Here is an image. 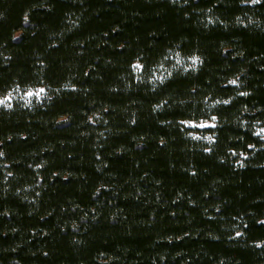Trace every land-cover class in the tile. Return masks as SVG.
Listing matches in <instances>:
<instances>
[{
  "label": "trees",
  "instance_id": "obj_1",
  "mask_svg": "<svg viewBox=\"0 0 264 264\" xmlns=\"http://www.w3.org/2000/svg\"><path fill=\"white\" fill-rule=\"evenodd\" d=\"M7 92L0 264H264V3L0 0Z\"/></svg>",
  "mask_w": 264,
  "mask_h": 264
},
{
  "label": "snow or ice",
  "instance_id": "obj_2",
  "mask_svg": "<svg viewBox=\"0 0 264 264\" xmlns=\"http://www.w3.org/2000/svg\"><path fill=\"white\" fill-rule=\"evenodd\" d=\"M176 0H173V3H175ZM188 0H184V3H187ZM241 3L243 4H252V5H257V4H262L264 3V0H240ZM189 59H191L192 61V67L194 68L196 66V64L200 61V58L198 56L192 55L189 57ZM131 67L137 71H144L145 70V66L139 62L131 65ZM171 75V74H169ZM157 79L160 80L161 83H165L164 78L162 77H157ZM229 84L232 85H236L237 84V79H232L228 82ZM19 86L16 87V89H14V91H19ZM24 95L26 97L29 98H35L38 100H42L43 98H47L46 97V88L45 87H40L38 89H28ZM240 95H247V93L245 92H241ZM30 103V101H29ZM224 104H228L229 101L225 100L223 101ZM0 107H3L4 109H13V103H12V93L11 92H7L4 93L2 95H0ZM217 121V116L212 115L210 117V119L208 120H197V119H193V118H187L184 120H181L180 123L185 125L186 127H190V128H203V129H210V128H216L217 124L215 123ZM188 135L193 136V139H200L201 137L199 136H195L193 135V133L189 132ZM255 135L259 136L260 139L264 140V128H260L259 131L257 133H255ZM205 139H208L210 142L214 141V137L209 136V137H204ZM248 147H253L252 144H249ZM204 151L209 152L211 151V149L209 148H205ZM233 155H236L235 151H233L232 153ZM4 153L2 151H0V156H3ZM241 155H243V153H241ZM237 163H240V161H237ZM241 166L243 167V164H241ZM9 175H11V173H9ZM258 223L260 224H264V221H258ZM245 227H247L245 225ZM242 233L241 232H236V236L239 237L241 236ZM258 247L260 245H257Z\"/></svg>",
  "mask_w": 264,
  "mask_h": 264
},
{
  "label": "rangeland",
  "instance_id": "obj_3",
  "mask_svg": "<svg viewBox=\"0 0 264 264\" xmlns=\"http://www.w3.org/2000/svg\"><path fill=\"white\" fill-rule=\"evenodd\" d=\"M35 89H38V88H35ZM21 95H22V94H21ZM22 97H23V99H24V98H29V97H26L24 94H23ZM12 102H13V95H12Z\"/></svg>",
  "mask_w": 264,
  "mask_h": 264
}]
</instances>
